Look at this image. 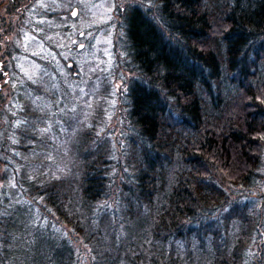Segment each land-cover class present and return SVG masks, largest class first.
Here are the masks:
<instances>
[{
    "label": "trees",
    "instance_id": "obj_1",
    "mask_svg": "<svg viewBox=\"0 0 264 264\" xmlns=\"http://www.w3.org/2000/svg\"><path fill=\"white\" fill-rule=\"evenodd\" d=\"M112 2L103 26L114 72L95 64L104 58L94 47L100 28L73 3L77 15L67 9L71 22L53 27L54 46L38 39L31 85L12 74V113L0 126L12 176L11 193L7 183L2 190L10 202L0 206V264H264V0ZM55 15L31 27L45 29ZM113 77L126 131L112 148L98 131L101 108L89 118L86 104L97 89L112 97ZM48 119L62 145L71 140L63 175L46 170Z\"/></svg>",
    "mask_w": 264,
    "mask_h": 264
},
{
    "label": "rangeland",
    "instance_id": "obj_2",
    "mask_svg": "<svg viewBox=\"0 0 264 264\" xmlns=\"http://www.w3.org/2000/svg\"><path fill=\"white\" fill-rule=\"evenodd\" d=\"M80 1V2H77ZM40 0L38 2H35V0H20V2H12L10 0H0V126H4V117L8 116V114L12 113V106L11 101H14V98L12 97L13 94V87L16 84V82H13L12 74L15 71H19L21 76H23V73H26V82H29L31 85L34 78L37 77V68L35 67L36 64L35 61H38L41 57V52H37V49L39 48V45L41 43L38 39H44L45 43L48 46H54L53 42H49L48 40L54 36V26L57 27L60 21H64L65 23L71 22V13H75L77 15V10L71 11V5L73 3H78L80 7L86 8L85 15L82 17L86 21V24H90L94 27L96 30V27L100 28V31L94 39V47L96 49H100L99 51L103 52L104 58L101 56L97 57V61L99 64H101V61L103 59L104 64L106 68H114V64L111 63L109 60V57L112 55L113 49H111L107 45V39L110 37V32H107L104 29L103 25L108 24L111 21V15H112V0H96L93 2L92 0ZM138 1V0H135ZM127 2H133V0H117V5H124ZM14 3H16L14 5ZM52 5L54 8H49L45 15L44 11L47 9V5ZM67 9H70V12L66 13ZM53 13H56L55 19L53 20H44L46 21V28L43 29L39 26H36L32 28L31 26L36 24V21L42 20V14L43 19H47L49 15H52ZM66 13V14H65ZM110 19V20H109ZM108 20V22L105 24V22ZM112 21H113V15H112ZM48 22L51 25V29L49 28ZM102 31L104 32L102 36ZM44 37V38H43ZM112 40V39H111ZM39 43V44H38ZM101 47V48H100ZM109 51V52H108ZM37 52V53H36ZM30 59L32 61H30ZM117 59V58H116ZM118 62V61H117ZM120 63V62H119ZM117 71V70H116ZM114 72V71H113ZM82 76H89L90 74L88 71L82 72ZM120 76H123L121 72L118 73ZM113 85L109 89L110 98L105 97L101 93H98V89L95 91H92L93 95L92 97L87 99V108H93V111L87 113V116L91 118L95 114V107L94 105H98V108H101L97 110L98 120H101L100 123L103 124V127L100 130H98L100 133V136H102L101 140H104L105 143H107L110 147H114L116 143V138L118 136H123L126 131L125 126H123V122L120 119V108L117 105V101L119 100L118 92L115 91V87H117L118 82L115 77L112 78ZM123 80H120V82ZM106 83V82H104ZM110 83V82H109ZM111 84V83H110ZM99 85H103L102 82H99ZM27 90V84H23V94H20L19 91L17 92V101L21 102L23 97L26 95ZM117 90L119 91V88L117 87ZM116 93V94H114ZM105 101V102H103ZM9 102L10 105H6V103ZM16 102V100H15ZM71 95L63 99L62 108L64 110H67L70 108L69 112L67 113V120H64V123H66L68 126H70V131L68 132V136L71 135V106H73V103H71ZM20 106V105H19ZM76 107V105H75ZM117 107V109H115ZM3 108V109H2ZM113 109V111L110 110H104V109ZM97 114L94 116L96 117ZM53 114L49 113V118H51ZM86 117V115H83ZM49 121L44 124L43 127V135L48 137H44L41 139L44 141L46 145H53L49 148H54L51 152L50 161L47 163L46 170L48 174L50 173H58L59 175L66 174L68 171L71 170V159L69 157V150L71 146V140H70V146H68L67 143H64L62 145L61 141V135L63 134L62 129L55 124L51 119H48ZM106 124V125H105ZM60 130H59V129ZM97 132V131H96ZM111 135V138H108V140L104 139V136ZM53 142V144H52ZM23 144V142H22ZM62 145V146H61ZM61 146V148H59ZM19 147V143H18ZM23 148V147H21ZM45 150V149H42ZM4 154L2 153V149H0V194L3 190V187L7 183L6 188H8L7 191L11 193L10 186L12 185L11 174L6 176L4 174V167L2 166V163L7 160H3ZM3 160V161H2ZM9 163V161H7ZM7 164V163H6ZM7 179V182L3 181L4 179ZM13 200V199H12ZM9 202L10 200L7 197L3 198L2 201V207L4 211L8 210L9 208ZM14 202V201H13ZM44 213H49V218L52 221L54 225L62 232H66L68 234V237L72 239V243H77L79 240L76 237V235L71 233L70 227L63 223L56 215L57 212L54 210L48 209L43 210ZM78 240V241H77ZM77 241V242H76Z\"/></svg>",
    "mask_w": 264,
    "mask_h": 264
},
{
    "label": "flooded vegetation",
    "instance_id": "obj_3",
    "mask_svg": "<svg viewBox=\"0 0 264 264\" xmlns=\"http://www.w3.org/2000/svg\"><path fill=\"white\" fill-rule=\"evenodd\" d=\"M0 65H1V64H0ZM0 89H1V88H0ZM0 197H1V198H4V197H5V194H3V192H2V195H0ZM1 204H2V203L0 202V206H1Z\"/></svg>",
    "mask_w": 264,
    "mask_h": 264
},
{
    "label": "snow or ice",
    "instance_id": "obj_4",
    "mask_svg": "<svg viewBox=\"0 0 264 264\" xmlns=\"http://www.w3.org/2000/svg\"><path fill=\"white\" fill-rule=\"evenodd\" d=\"M73 15H75V13H73Z\"/></svg>",
    "mask_w": 264,
    "mask_h": 264
}]
</instances>
